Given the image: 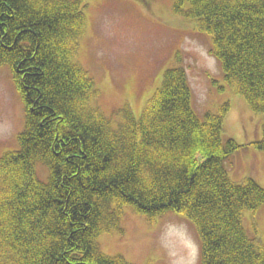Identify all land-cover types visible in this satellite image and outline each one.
<instances>
[{"label": "trees", "instance_id": "trees-1", "mask_svg": "<svg viewBox=\"0 0 264 264\" xmlns=\"http://www.w3.org/2000/svg\"><path fill=\"white\" fill-rule=\"evenodd\" d=\"M84 1L0 0V67L24 106L19 149L0 157V264H132L98 244L125 207L148 221L186 217L199 264H264V243L243 227L264 189L229 175L244 146L224 135L228 104L200 119L177 54L139 119L125 105L114 126L75 62ZM173 11L211 37L227 87L264 114V0H174ZM261 132L251 144L264 151Z\"/></svg>", "mask_w": 264, "mask_h": 264}, {"label": "rangeland", "instance_id": "rangeland-1", "mask_svg": "<svg viewBox=\"0 0 264 264\" xmlns=\"http://www.w3.org/2000/svg\"><path fill=\"white\" fill-rule=\"evenodd\" d=\"M85 33L78 40L75 62L93 78L100 95L92 101L115 126L116 113L129 105L139 119L146 102L161 84L163 73L185 69L191 106L202 119L217 114L227 103L224 135L244 146L227 165L234 181L252 177L264 189V151L251 143L262 137L264 114L225 84L221 67L211 55L212 39L173 11L174 0H85ZM187 6L185 5V8ZM24 126V106L6 66L0 67V157L19 149L17 136ZM43 173V169L39 168ZM243 227L264 243V204L243 213ZM107 256H121L132 264H199L200 240L193 224L169 212L153 221L125 207L119 227L98 237ZM185 249V252H182Z\"/></svg>", "mask_w": 264, "mask_h": 264}, {"label": "bare ground", "instance_id": "bare-ground-1", "mask_svg": "<svg viewBox=\"0 0 264 264\" xmlns=\"http://www.w3.org/2000/svg\"><path fill=\"white\" fill-rule=\"evenodd\" d=\"M182 252H185V249H182Z\"/></svg>", "mask_w": 264, "mask_h": 264}]
</instances>
